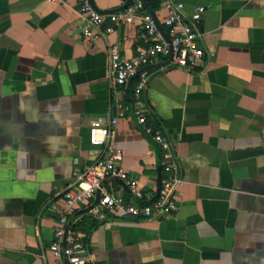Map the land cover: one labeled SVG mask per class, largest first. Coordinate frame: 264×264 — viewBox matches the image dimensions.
<instances>
[{"label":"crops","instance_id":"1","mask_svg":"<svg viewBox=\"0 0 264 264\" xmlns=\"http://www.w3.org/2000/svg\"><path fill=\"white\" fill-rule=\"evenodd\" d=\"M92 1L116 14L127 0ZM175 1L188 16L204 6L207 55L189 72L159 59L134 101V82L117 88L107 61L112 44L128 59L148 46L137 22L88 42L77 36L76 0H0V264H69L51 251L62 193L102 155L89 127L114 116L116 104L142 110L172 145L184 179L178 210L143 219L93 216L80 205L70 223L90 217L97 226L74 256L82 264H264V0ZM149 11L162 27L166 11ZM108 143L154 194L160 152L131 114ZM103 189L134 202L118 180Z\"/></svg>","mask_w":264,"mask_h":264},{"label":"built area","instance_id":"2","mask_svg":"<svg viewBox=\"0 0 264 264\" xmlns=\"http://www.w3.org/2000/svg\"><path fill=\"white\" fill-rule=\"evenodd\" d=\"M149 2H157L166 11L162 27L149 11ZM76 4L84 21L77 29V36L81 40L95 42L100 36L113 33L116 25L135 22L138 32L150 40L147 47L139 49L129 59L120 53L118 44H112L108 49L107 68L114 76V85L126 89L133 80L134 101L148 87L150 74L147 68L156 64L159 59L165 60L166 66L189 72L207 55L201 45L203 35L198 27L205 12L204 6L195 7L188 16L184 11V4L175 0H130L128 6L116 14L98 12L92 0H76ZM107 22L110 25H106ZM208 55L211 57L212 52ZM128 114L135 118L137 125L153 140L160 152L159 165L164 177L154 194L144 192L140 184L121 166V150L109 147L111 128ZM89 143L101 148L102 155L94 164L76 174L73 183L64 189L63 205L58 211L57 224L53 228L51 251L55 257L67 259L69 264H82L74 253L77 249L85 248L80 242V235L69 229L70 219L78 206L86 204L88 213L93 216L111 212L132 218L160 219L177 212L176 193L184 185L172 145L161 131L153 128L144 112L136 106L116 104L114 116L97 117L89 127ZM110 179L120 181L129 191L130 200L134 202L125 200L119 194L105 192L103 184ZM96 196H99V200L94 204Z\"/></svg>","mask_w":264,"mask_h":264},{"label":"trees","instance_id":"3","mask_svg":"<svg viewBox=\"0 0 264 264\" xmlns=\"http://www.w3.org/2000/svg\"><path fill=\"white\" fill-rule=\"evenodd\" d=\"M158 6L157 2H149L148 3V8L150 10H153L155 7ZM81 226H86L84 230H79V227ZM97 226V222L96 220H94L93 218L87 217L85 220H80V222L78 224L75 223H70L69 224V229L74 231V232H80L82 231L83 233V237L80 240V242L84 245H87L89 243V236L91 234V231L94 230Z\"/></svg>","mask_w":264,"mask_h":264},{"label":"water","instance_id":"4","mask_svg":"<svg viewBox=\"0 0 264 264\" xmlns=\"http://www.w3.org/2000/svg\"><path fill=\"white\" fill-rule=\"evenodd\" d=\"M129 1L130 0H127L126 1V3L124 4V6H122V8H121V10H124L127 6H128V4H129ZM149 68V67H148ZM132 82H133V80H131L130 82H129V85H131L132 84ZM160 179L158 180V187L160 186ZM122 184V183H121ZM98 200H99V196H96V199H95V202H94V204H96L97 202H98ZM89 210V209H88ZM63 248H64V243H63Z\"/></svg>","mask_w":264,"mask_h":264}]
</instances>
